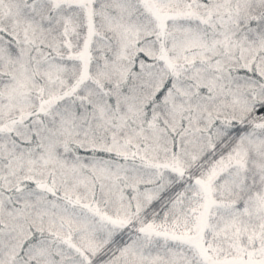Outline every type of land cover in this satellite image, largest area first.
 <instances>
[{
  "label": "snow or ice",
  "instance_id": "1",
  "mask_svg": "<svg viewBox=\"0 0 264 264\" xmlns=\"http://www.w3.org/2000/svg\"><path fill=\"white\" fill-rule=\"evenodd\" d=\"M0 264H264V0H0Z\"/></svg>",
  "mask_w": 264,
  "mask_h": 264
}]
</instances>
